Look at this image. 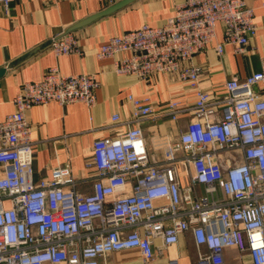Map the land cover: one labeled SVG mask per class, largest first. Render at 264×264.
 <instances>
[{"label":"built area","instance_id":"built-area-1","mask_svg":"<svg viewBox=\"0 0 264 264\" xmlns=\"http://www.w3.org/2000/svg\"><path fill=\"white\" fill-rule=\"evenodd\" d=\"M13 1L0 0L6 15ZM253 17L245 0H184L162 25L142 24L96 49L95 58L111 61L117 76L147 82L160 74L196 90L191 105L170 100L162 108L129 95V117H111L124 130L92 144L89 193L78 190L83 181L68 165L34 179L25 113L51 102L91 109L99 81L52 67L40 80L23 82L14 111L0 122V264H99L128 249L155 264V251L186 233L196 247L190 264H227V250L238 253L239 264L245 256L264 264V55L258 71L226 80L221 96L197 87L205 72L192 62L214 44L217 28L218 57L226 46L245 55L257 30ZM49 47L56 57L83 55L70 32L52 37ZM182 115L189 116L184 129L154 159L141 124Z\"/></svg>","mask_w":264,"mask_h":264},{"label":"crops","instance_id":"crops-1","mask_svg":"<svg viewBox=\"0 0 264 264\" xmlns=\"http://www.w3.org/2000/svg\"><path fill=\"white\" fill-rule=\"evenodd\" d=\"M119 0H14L8 15L0 6V122L14 111L13 99L23 82L40 80L45 71L56 67L63 75L94 74L100 83L95 92V104L88 109L83 104L62 106L55 102L35 105L26 113L30 127L33 151L34 179L49 178L55 166L68 165L72 174L81 179L80 192L91 191L89 170L85 163L91 155L92 144L97 139L111 137L125 127L113 126L111 117L121 119L130 115L127 97L150 98L158 107L170 100L191 105L195 90L186 82L172 81L164 75H154L144 82L132 76H117L111 61L97 60L96 49L116 35L137 29L142 24L160 26L172 17L176 5L184 0H135L128 6L97 18L72 33L83 55L56 57L49 47V40L61 33H68L75 24L103 11ZM264 0H245L254 9L253 21L257 27L249 41L245 55H237L233 47L226 46L222 56L214 51L215 42H221L217 28L214 44L193 57L201 65L204 75L198 88L212 95L224 94L223 83L232 76L245 78L259 70V58L264 55ZM128 56L119 55L118 58ZM188 115L177 122L160 117L154 122L141 124L147 151L156 160L164 157L168 141L178 138L185 127ZM160 246V241L155 240ZM227 264H239L238 253L225 251ZM196 259L192 235L186 233L179 242L158 252L155 264H190ZM246 264L249 258L243 257ZM99 264H144L137 249L121 250L99 260Z\"/></svg>","mask_w":264,"mask_h":264},{"label":"water","instance_id":"water-1","mask_svg":"<svg viewBox=\"0 0 264 264\" xmlns=\"http://www.w3.org/2000/svg\"><path fill=\"white\" fill-rule=\"evenodd\" d=\"M135 0H119L117 1L116 3L112 4L111 6L107 7L106 9H104L103 11L75 24L74 26H72L70 28V30L68 32H71L79 27H82L88 23H90L91 21L97 19V18H100L102 16H105V15H109L111 13H114L126 6H128L129 4L133 3Z\"/></svg>","mask_w":264,"mask_h":264}]
</instances>
